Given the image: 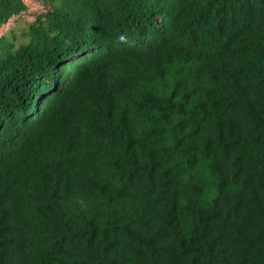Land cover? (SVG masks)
Segmentation results:
<instances>
[{
  "label": "trees",
  "instance_id": "1",
  "mask_svg": "<svg viewBox=\"0 0 264 264\" xmlns=\"http://www.w3.org/2000/svg\"><path fill=\"white\" fill-rule=\"evenodd\" d=\"M43 2L0 36V264H264V0Z\"/></svg>",
  "mask_w": 264,
  "mask_h": 264
},
{
  "label": "rangeland",
  "instance_id": "2",
  "mask_svg": "<svg viewBox=\"0 0 264 264\" xmlns=\"http://www.w3.org/2000/svg\"><path fill=\"white\" fill-rule=\"evenodd\" d=\"M27 2L30 4L28 10L23 13L21 18H19V16H14L6 24H4L0 28V36L2 33L9 30L19 32L23 27L26 26V22L35 19V16L45 9L43 0H27ZM77 59H79V57L76 58V60Z\"/></svg>",
  "mask_w": 264,
  "mask_h": 264
}]
</instances>
